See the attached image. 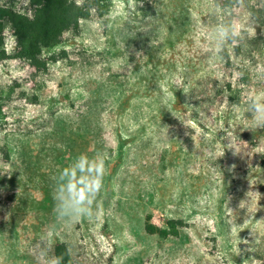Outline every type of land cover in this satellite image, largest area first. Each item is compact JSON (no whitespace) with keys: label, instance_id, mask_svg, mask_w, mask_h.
<instances>
[{"label":"rangeland","instance_id":"obj_1","mask_svg":"<svg viewBox=\"0 0 264 264\" xmlns=\"http://www.w3.org/2000/svg\"><path fill=\"white\" fill-rule=\"evenodd\" d=\"M0 9V264H264V0H110L35 63Z\"/></svg>","mask_w":264,"mask_h":264},{"label":"trees","instance_id":"obj_2","mask_svg":"<svg viewBox=\"0 0 264 264\" xmlns=\"http://www.w3.org/2000/svg\"><path fill=\"white\" fill-rule=\"evenodd\" d=\"M109 2L110 0H83L80 3L77 0H30V16L14 14L6 18L12 24L18 40V56L38 62L43 50L60 45L63 34L78 31L82 20L90 19L93 14L102 17ZM2 13L5 11L0 9V35L4 21ZM222 88L224 92L228 90ZM81 118L84 125H89V113L81 115ZM59 255L60 264H69L68 253L64 248L60 249Z\"/></svg>","mask_w":264,"mask_h":264},{"label":"clouds","instance_id":"obj_3","mask_svg":"<svg viewBox=\"0 0 264 264\" xmlns=\"http://www.w3.org/2000/svg\"><path fill=\"white\" fill-rule=\"evenodd\" d=\"M223 35H227V31H222ZM257 111L264 110V104L260 105L259 108L256 109ZM79 169L84 172H95V177L91 179L85 185V190L81 191L79 189L73 190L74 192V200L77 204H83L87 200V195L92 190L98 191L100 187H102V180H103V168L104 164L103 161H88L87 157L81 156L79 160ZM71 187V184L69 185ZM52 264H60V259L57 257L51 258Z\"/></svg>","mask_w":264,"mask_h":264}]
</instances>
